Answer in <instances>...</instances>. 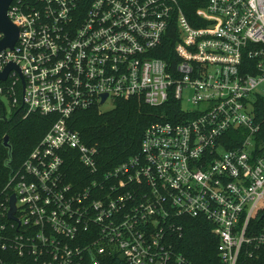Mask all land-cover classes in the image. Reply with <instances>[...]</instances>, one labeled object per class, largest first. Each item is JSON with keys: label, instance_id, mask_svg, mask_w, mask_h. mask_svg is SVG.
Returning a JSON list of instances; mask_svg holds the SVG:
<instances>
[{"label": "built area", "instance_id": "2783aa9c", "mask_svg": "<svg viewBox=\"0 0 264 264\" xmlns=\"http://www.w3.org/2000/svg\"><path fill=\"white\" fill-rule=\"evenodd\" d=\"M197 14L193 27L177 0L11 1L18 35L0 71L20 74L0 96L50 126L0 190V264H195L178 249L182 218L209 226L215 264L260 256L264 0H206ZM104 94L177 110L106 166L71 126ZM67 158L81 170L69 176Z\"/></svg>", "mask_w": 264, "mask_h": 264}, {"label": "trees", "instance_id": "16d2710c", "mask_svg": "<svg viewBox=\"0 0 264 264\" xmlns=\"http://www.w3.org/2000/svg\"><path fill=\"white\" fill-rule=\"evenodd\" d=\"M177 1L193 27L203 24L197 10L204 7L206 0ZM172 44L173 40L169 39L167 47L171 49ZM175 110L177 109L174 107L167 110L150 107L134 98L117 99L105 111L92 107L75 112L71 117V126L79 132L84 142L98 149L101 164L107 166L136 154L145 127L155 120L170 118ZM49 126V118L37 114L23 118L21 113L13 110L11 117L7 118L0 101V190L11 169L20 165ZM5 135L9 137L12 148L9 165L5 164L8 151L2 145ZM65 168L71 176L74 171L81 170V165L77 160L67 158ZM180 222L183 223V237L179 241L178 249L195 264L217 263L216 237L211 234L209 226L203 221L189 218H182ZM254 222L262 226L264 217L258 216ZM259 255L258 258L252 259L251 264H264V249ZM101 264H125V262L119 257L110 256Z\"/></svg>", "mask_w": 264, "mask_h": 264}, {"label": "water", "instance_id": "95a60500", "mask_svg": "<svg viewBox=\"0 0 264 264\" xmlns=\"http://www.w3.org/2000/svg\"><path fill=\"white\" fill-rule=\"evenodd\" d=\"M12 0H0V32L3 33V38L0 40V50L9 47L12 48L13 44L15 43L18 35V28L15 24H13L7 16V9L10 5ZM11 69H16L20 74L19 68L14 63H8L3 71H0V80H4ZM106 95L104 94L101 98L100 103L102 104L105 100ZM2 145L8 151V158L5 161L6 165H9L11 162V144L9 142V137L7 135L4 136L2 141ZM14 195L11 196L10 200V210H9V217H12L14 212Z\"/></svg>", "mask_w": 264, "mask_h": 264}, {"label": "rangeland", "instance_id": "374dc122", "mask_svg": "<svg viewBox=\"0 0 264 264\" xmlns=\"http://www.w3.org/2000/svg\"><path fill=\"white\" fill-rule=\"evenodd\" d=\"M186 100V98H184V101ZM0 101L2 102L3 104V107H4V111H5V115L7 118H10L12 113H13V110L9 104V101H8V98L7 96H0ZM139 101V100H137ZM141 102V101H140ZM112 103L113 102H110V100H108L107 102H104L103 104H101L100 107H98L99 111H105V110H108L111 106H112ZM184 105H187L186 108L190 109V110H196L197 108V105H192L191 103H188L186 104L184 102ZM23 117V116H22ZM24 118V117H23Z\"/></svg>", "mask_w": 264, "mask_h": 264}]
</instances>
